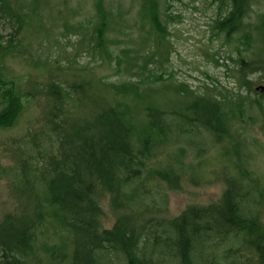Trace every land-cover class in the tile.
Masks as SVG:
<instances>
[{
	"label": "trees",
	"instance_id": "16d2710c",
	"mask_svg": "<svg viewBox=\"0 0 264 264\" xmlns=\"http://www.w3.org/2000/svg\"><path fill=\"white\" fill-rule=\"evenodd\" d=\"M162 2L139 0L140 46L152 40L151 50L132 57L124 49L115 57L116 70L135 82L101 83L98 93L78 77L66 87L48 75L32 89L0 77V130L18 122L24 98L43 99L26 136L9 147L10 166L0 169V177L12 175L19 188L14 211L0 221V264H264V190L244 166L246 144L235 138L246 112L263 108L247 96L197 94L181 83L142 88L140 82L152 78L148 65L154 58L159 66L166 60V25L173 17L161 13ZM251 3L228 0L214 27L233 45L234 78L248 90L254 85L251 76L264 77V59L255 53L247 60L239 51L249 42L244 19ZM92 7L90 44L108 67L117 15L105 0H94ZM37 12L36 5L22 12L0 0V16L14 19L18 32ZM259 19L261 45L264 14ZM240 33L243 37L234 39ZM10 48L0 43L1 60ZM162 92L173 93L182 109L163 108ZM260 98L264 101V94ZM199 130L222 146L224 190L216 202L188 206L169 218L165 191L180 190L184 176L197 184L189 172L204 158L187 162L174 142ZM105 198L114 217L109 229L103 227L100 207Z\"/></svg>",
	"mask_w": 264,
	"mask_h": 264
},
{
	"label": "rangeland",
	"instance_id": "374dc122",
	"mask_svg": "<svg viewBox=\"0 0 264 264\" xmlns=\"http://www.w3.org/2000/svg\"><path fill=\"white\" fill-rule=\"evenodd\" d=\"M9 2L12 9L20 8L22 12H27L34 5L38 10L34 21L24 26L20 32L14 19L0 16V43L3 46H11L3 60L0 58V77L4 81H13L19 87L32 89L35 82L45 81L48 75L54 78L55 82L65 83L67 87L66 82L78 77L85 84H91L86 89L99 93V90H102L101 83L136 81L125 74L123 69L116 70V55L127 49L132 57L135 55L133 53L144 56L154 46L152 40H147L145 45L140 46L143 31L137 16L139 0H105L106 5L117 15L110 35V40L115 44L110 46L112 58L108 67L107 64L101 63L98 54H94L89 40L95 24L92 7L94 0ZM227 6L228 0H163L161 13L173 17V20L168 19L166 25V60L161 61L159 66L157 58H154L156 60L152 61L153 64L148 65L152 78L141 81L140 84L142 83V88L162 85L172 88L181 83L197 94H239L257 101L263 109L258 111L254 108L246 112L245 124L243 128L237 126L235 138L246 144L242 158L244 166L253 177L259 178L264 190V101L254 91L258 86L264 87V77L251 76L254 83L251 90L238 87L234 78L237 76V60L233 45L226 40L224 34L214 29L215 22L225 15ZM262 14L264 0H252L249 13L244 19L249 42L239 48L241 57L247 60L252 59L255 53L264 59V44L262 42L260 45L256 32ZM243 35H234V39H241ZM259 37L264 38V31ZM158 97L165 109L181 110L183 107L173 93L162 92ZM82 101L84 102V99ZM42 103V98L35 102L24 98L25 110L18 122L13 128L0 130V169L10 166V145L26 136L27 128L31 127L27 123H31L30 119L36 121ZM3 109L4 107L0 108V112ZM37 126L38 124L35 125L36 128ZM174 148L184 149L186 161L189 163H195L200 155L204 158L200 167L189 172L193 174L197 184L184 176L180 190L165 191L166 215L169 218L178 216L188 206H207L216 202L224 190V182L220 176L225 163L222 158L223 149L215 144L209 133L199 130L194 134L181 136L175 140ZM12 155L15 159L13 149ZM17 184L12 175L9 178L0 177V221L15 209L13 197H19ZM162 187L165 189L164 185ZM100 207L103 213V227L109 229L114 217L110 213L107 198L100 202ZM261 219L264 226V205Z\"/></svg>",
	"mask_w": 264,
	"mask_h": 264
},
{
	"label": "water",
	"instance_id": "95a60500",
	"mask_svg": "<svg viewBox=\"0 0 264 264\" xmlns=\"http://www.w3.org/2000/svg\"><path fill=\"white\" fill-rule=\"evenodd\" d=\"M255 92L260 94V95H263L264 94V87L263 86L256 87Z\"/></svg>",
	"mask_w": 264,
	"mask_h": 264
}]
</instances>
